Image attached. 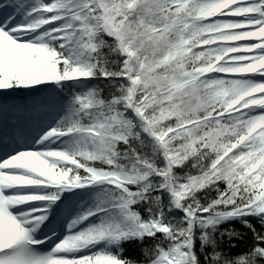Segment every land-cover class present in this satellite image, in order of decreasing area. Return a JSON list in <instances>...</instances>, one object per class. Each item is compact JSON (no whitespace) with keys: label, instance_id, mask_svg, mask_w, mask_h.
Masks as SVG:
<instances>
[{"label":"snow or ice","instance_id":"obj_1","mask_svg":"<svg viewBox=\"0 0 264 264\" xmlns=\"http://www.w3.org/2000/svg\"><path fill=\"white\" fill-rule=\"evenodd\" d=\"M126 246L264 264V0H0V264Z\"/></svg>","mask_w":264,"mask_h":264},{"label":"trees","instance_id":"obj_2","mask_svg":"<svg viewBox=\"0 0 264 264\" xmlns=\"http://www.w3.org/2000/svg\"><path fill=\"white\" fill-rule=\"evenodd\" d=\"M256 227L259 230L260 226L257 225ZM225 228L234 229L237 233H240L241 235L233 237L231 241H229L228 238L225 237L224 242L221 245L223 251L233 258L247 254L253 242L252 233L239 222L225 224L222 226V230ZM232 245L235 246L233 247ZM126 247L129 249V252H131L129 253L131 255L130 259L135 260L137 264H144L145 257L140 247L134 246L132 250H130V246Z\"/></svg>","mask_w":264,"mask_h":264},{"label":"bare ground","instance_id":"obj_3","mask_svg":"<svg viewBox=\"0 0 264 264\" xmlns=\"http://www.w3.org/2000/svg\"><path fill=\"white\" fill-rule=\"evenodd\" d=\"M241 43H243V42H241Z\"/></svg>","mask_w":264,"mask_h":264}]
</instances>
